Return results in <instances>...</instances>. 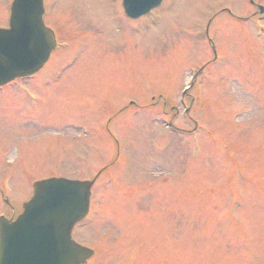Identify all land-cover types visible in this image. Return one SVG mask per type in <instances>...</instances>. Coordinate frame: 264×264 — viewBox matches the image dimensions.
I'll return each instance as SVG.
<instances>
[{"label": "rangeland", "instance_id": "374dc122", "mask_svg": "<svg viewBox=\"0 0 264 264\" xmlns=\"http://www.w3.org/2000/svg\"><path fill=\"white\" fill-rule=\"evenodd\" d=\"M46 1L68 47L0 89L15 203L109 166L74 233L87 264H264V0H164L133 21L121 0Z\"/></svg>", "mask_w": 264, "mask_h": 264}, {"label": "water", "instance_id": "95a60500", "mask_svg": "<svg viewBox=\"0 0 264 264\" xmlns=\"http://www.w3.org/2000/svg\"><path fill=\"white\" fill-rule=\"evenodd\" d=\"M162 0H124L138 17ZM43 0H15L10 28H0V84L37 71L55 45L43 23ZM94 181L51 178L35 192L15 221L0 219V264H83L93 250L71 238L74 224L88 212Z\"/></svg>", "mask_w": 264, "mask_h": 264}, {"label": "flooded vegetation", "instance_id": "af4514ba", "mask_svg": "<svg viewBox=\"0 0 264 264\" xmlns=\"http://www.w3.org/2000/svg\"><path fill=\"white\" fill-rule=\"evenodd\" d=\"M12 213L14 214V213H15V211H12Z\"/></svg>", "mask_w": 264, "mask_h": 264}]
</instances>
